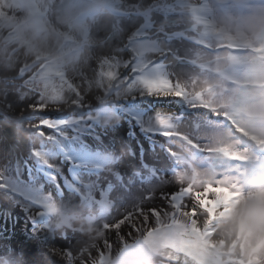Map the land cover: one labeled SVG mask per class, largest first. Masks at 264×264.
<instances>
[{
  "label": "rangeland",
  "instance_id": "374dc122",
  "mask_svg": "<svg viewBox=\"0 0 264 264\" xmlns=\"http://www.w3.org/2000/svg\"><path fill=\"white\" fill-rule=\"evenodd\" d=\"M124 1L128 0H83L72 7L70 2L64 6L63 0H0V167L9 163L15 167L19 163L21 179L27 180L24 161L29 165L33 163L29 150L43 143L45 150L54 153V161L67 173L68 164L60 152V143L68 141L55 133H49L53 135L52 140L39 137L29 127L32 113L28 104L37 98L62 115L91 117L95 130L106 134L102 142L84 135L89 148L99 153L96 161L102 179L109 178L115 170L126 172L127 168L147 163L154 152H159L161 158L156 167L161 169L162 178L171 177L166 175V165L174 169L187 166L188 172L179 176L182 183L188 178L195 180L194 165L209 170L213 163H194L191 159L193 147L201 149L196 156H203V150L221 154L227 142L228 146L232 142L235 144L230 146L233 151L252 153V157L258 159L256 164L264 165V143L257 142L264 141V53L257 47L263 41L264 28L253 34L243 30L246 16L239 14L249 6L247 1L250 0H134L127 5ZM222 6L220 11H227L226 17L216 13V7ZM105 16L130 19L129 28L124 27L125 21L116 24L111 20L110 26L98 25ZM237 18L240 21L236 22ZM114 53L119 56L118 60ZM110 56L117 63L133 62L149 70L153 65H166L170 78L184 86L190 102L181 105L180 100H162L157 106V111L171 113L174 119L173 127L167 129L172 135L155 137V148L138 127L134 129L135 137L128 136L129 124L121 108L132 94L125 77L101 79L97 74L98 64ZM228 64H237L246 71L243 73ZM199 78H204L201 83ZM198 97L221 113L227 112L228 118L200 108ZM76 101L84 107L77 108ZM64 133L69 138L75 135L72 128L65 129ZM222 139L228 141L222 142ZM140 144H143L144 153L140 151ZM246 159L251 162L252 158ZM247 179H241L243 182L237 188L242 192L239 197L233 192L230 199L226 188L227 194L219 201V210H215L212 200L208 206L213 207L207 206L211 198H201L202 204L198 207L211 217L204 228L202 225L196 227L192 218L181 221L176 217L180 214L178 209L187 206L185 201L170 206L172 210L175 207L176 212L165 211L164 219L151 216L154 220L147 226L154 232L147 242L138 243L125 255L120 252L117 258L104 253L105 264H140L148 256L153 257L156 264H206L201 257L215 264H264V222L241 220L236 234L240 240L232 237L231 240L214 238L211 241L212 237L208 236L228 219L223 214L213 217V211L224 213L226 207L230 209L237 203H244L245 191L249 193L248 190L258 188L264 192V173ZM229 184L236 185L235 182ZM219 187L217 182L214 187L207 188L217 192ZM44 188L52 191L46 184ZM187 188L190 189H183ZM72 195L76 196L65 189V197H53L56 210H45L40 220L44 230L39 231L28 212L0 190V264H64L59 257L51 255L52 247H73L88 234L79 228L58 229L56 220L61 215L70 218L81 208L94 210L100 228H105L106 223L118 216L122 218L124 209L119 205L95 207L79 197L83 203H77ZM182 196L188 201L194 194L185 191ZM196 212L194 216L201 214ZM136 219L143 220V217ZM149 228L123 225L116 245L126 246L130 238L141 239ZM168 240L180 241L182 246L171 250L162 248ZM77 249L73 250L75 264L85 260L91 264L99 250L94 247L93 253L92 248L81 255ZM165 252L170 258H164Z\"/></svg>",
  "mask_w": 264,
  "mask_h": 264
},
{
  "label": "snow or ice",
  "instance_id": "6c2138e0",
  "mask_svg": "<svg viewBox=\"0 0 264 264\" xmlns=\"http://www.w3.org/2000/svg\"><path fill=\"white\" fill-rule=\"evenodd\" d=\"M113 55L117 56V60L119 59L117 54ZM120 69H123V72H120ZM96 71L101 79H113L118 75H123L128 81V91L132 95L127 104L122 106L121 111L129 124L128 136L130 138L136 136L134 129L138 127L144 138L155 148L157 146L155 137L172 135L167 129L173 127L174 118L171 113L157 111L159 102L180 100L182 105L190 101L187 100L184 86L179 81L174 82L170 78L166 65H153L149 70L133 62L117 63L110 56L102 64H98ZM197 99L200 108L210 110L216 116L228 118L227 112L221 113L201 98ZM74 103L77 108L84 107L79 101ZM160 107L163 106L160 105ZM28 108L32 113V122L29 127L39 137L52 140L53 135L49 133H55L68 141L67 144L60 143V152L68 164L67 173L54 161V153L45 150L43 143L38 147L30 148L29 158L33 163L29 165L27 160L24 161L28 174L27 180L21 179L19 163L15 167L11 163L0 167V190L11 196L15 203L28 212L39 231L44 230L40 220L45 215V210L47 212L56 210L53 197H65V189L76 194L86 203H100L101 205L110 203L113 206L122 207L124 209L122 218L118 216L104 225L106 231H115L118 237H120L123 225L136 227L137 216L143 217L146 222L149 216L154 217L159 214L160 209L152 206L157 195L156 187H161L164 183L160 169L156 167L160 159L159 152H154L152 159L147 163H140L123 173L115 170L110 175L112 179L110 177L102 179L100 167L96 161L99 153L89 148V145L84 142V135L88 134L94 141L102 142V137L106 134L95 130L91 117L85 119L62 115L59 110H50L49 105L41 98L34 99L28 104ZM67 128H72L75 133L71 138L64 133ZM257 142L264 143V141ZM140 151L145 152L143 144H140ZM221 151L231 158H247L246 154L233 151L231 147L222 148ZM45 184L52 188L51 192L45 191ZM105 184L107 187H104ZM221 184L223 185L224 182L222 181ZM237 188L238 185L228 187V195L231 196L233 192L236 197L242 195ZM109 190L112 191L111 196ZM185 191L190 193L191 189L168 188L159 192V198L161 203L168 202L169 205L175 206V202L183 198L182 193ZM223 194L221 192L222 196ZM140 230L137 228V231ZM153 232L151 228L145 231L146 242ZM104 244L105 248L111 247L107 240ZM181 246L180 241L168 240L164 242L162 248L171 250L179 249ZM74 249L75 246L62 248L53 246L51 255L59 257L64 264H75ZM164 258H170L168 252L164 253ZM82 264H88V261L85 260ZM91 264H105L104 252L98 250L97 258L93 259Z\"/></svg>",
  "mask_w": 264,
  "mask_h": 264
},
{
  "label": "bare ground",
  "instance_id": "6f19581e",
  "mask_svg": "<svg viewBox=\"0 0 264 264\" xmlns=\"http://www.w3.org/2000/svg\"><path fill=\"white\" fill-rule=\"evenodd\" d=\"M1 1H12V0H1ZM64 1V6H66L65 4H70L71 3V6L74 7V3L76 5L80 4L79 1H83V0H77V1H72L70 2L71 0H63ZM128 1H134V0H128ZM128 1H124L125 4L127 5ZM70 2V3H68ZM247 4L250 6H245V11L242 12V13H239L241 15H244L246 17H244V24H243V30L245 29L246 31H248L249 33H254L255 30L257 31H261L262 28H264V0H250L247 1ZM67 5V6H68ZM86 5V4H85ZM217 5V4H216ZM243 5V4H242ZM229 6V5H228ZM233 6V5H232ZM223 8L220 7H216V13H218L219 15H222L224 14L225 17L228 15V12L227 11H220L221 9ZM240 8V7H239ZM215 10V9H214ZM238 10V9H237ZM242 10V9H241ZM236 11V10H235ZM90 14V13H89ZM208 14V13H207ZM230 14V13H229ZM91 16V15H90ZM240 16V15H238ZM231 17V16H230ZM112 16H105L104 17V21L102 22H97L98 25H102V23L106 26H110L112 23L110 22L111 20H114V22L117 24V23H121L122 21H125V24H124V27L125 28H129V23H130V19H125V18H122L120 17L119 19L114 18V19H111ZM234 18V17H232ZM242 18V17H241ZM249 18H250V22H249ZM229 20V19H228ZM227 20V21H228ZM235 20V19H234ZM238 18L236 19V22H238ZM240 21V20H239ZM109 24V25H108ZM205 27V26H204ZM126 30V29H125ZM184 30V29H183ZM240 30L242 31V28H240ZM174 32V31H173ZM257 33V32H256ZM199 37V36H198ZM197 37V38H198ZM202 38V37H201ZM213 38V37H211ZM219 38V37H218ZM199 39V38H198ZM210 39V38H209ZM216 39V38H215ZM203 40V39H202ZM207 40V39H206ZM211 40V39H210ZM167 41V40H166ZM165 41V42H166ZM208 41V40H207ZM213 41V40H212ZM220 41V40H219ZM259 41V40H258ZM262 41V40H261ZM215 42V41H213ZM221 42V41H220ZM219 43V42H218ZM192 44V43H191ZM214 44V43H213ZM182 46L181 47H185L187 48V46L185 44H181ZM180 46V45H179ZM191 46V45H190ZM181 47L180 49L178 50H181ZM192 47V46H191ZM199 47V46H198ZM231 47V46H230ZM233 47V46H232ZM258 49L261 50L262 54L264 53V37H263V41L260 42L258 44ZM183 49V48H182ZM198 49V48H197ZM257 49V50H258ZM237 50V49H236ZM204 52V51H202ZM227 52V51H226ZM196 53V52H195ZM260 53V52H259ZM206 54V53H205ZM204 54V55H205ZM238 55V54H237ZM240 56V55H239ZM203 57V55H202ZM197 58V57H196ZM231 68H237L239 70L240 69V66H236L237 64H234V65H231V64H228ZM227 65V66H228ZM216 66V65H215ZM230 71V70H229ZM243 73L244 71H246V69L243 71L241 70ZM258 71V70H257ZM261 71V70H260ZM234 72V71H233ZM255 72V71H254ZM240 73V72H239ZM253 73V72H252ZM238 74V73H237ZM236 74V75H237ZM228 75V74H227ZM230 75V74H229ZM239 75V74H238ZM256 75V74H255ZM261 75V74H260ZM240 76V75H239ZM247 76V75H246ZM245 76V77H246ZM264 76V75H263ZM241 77V76H240ZM260 77V76H259ZM258 77V78H259ZM247 78V77H246ZM252 78V76H251ZM255 78V76H254ZM253 78V79H254ZM204 78H199L198 82L201 83V80H203ZM240 79V78H239ZM248 79V78H247ZM207 80V79H206ZM257 80V79H256ZM259 80V79H258ZM228 96V95H227ZM222 97V96H221ZM224 98V97H223ZM233 98V97H232ZM233 100V99H232ZM264 101V100H262ZM234 102V101H233ZM237 104V103H236ZM262 105V104H261ZM258 108V107H257ZM263 108V107H262ZM264 112V110L262 111ZM233 116V115H232ZM237 119V118H236ZM244 120V119H243ZM242 120V121H243ZM257 120V119H256ZM260 120V119H259ZM263 121V120H262ZM252 122V121H251ZM254 122V120H253ZM240 123V122H239ZM250 124V122H249ZM257 129V128H255ZM261 129V128H260ZM259 130V129H258ZM257 131V130H256ZM230 133V132H229ZM224 137V136H223ZM227 137V136H226ZM254 138V137H253ZM258 139V137H257ZM222 142H226L228 141V139H222L221 140ZM260 141H262L260 139ZM255 142V141H254ZM228 143V142H227ZM226 144H224L226 147H230V146H233L235 145L233 142L229 144V146ZM260 145V144H259ZM215 147V146H214ZM217 147V146H216ZM259 147V146H258ZM194 148V151L196 152H192L191 153V159H193V162H197V163H200V164H205L207 165L206 163H209V162H212L213 163V166L209 168V170H203L201 165L198 167V166H195L194 165V168L193 170L195 171V176L197 179L195 180H192L191 178H188L185 179L184 183H182L183 181H181L182 179L179 177L183 172H188L186 170V167L182 168V169H174L172 168L170 165H166L168 167L167 171L168 173L166 175H170L171 177H167L165 176L163 178V185L160 187V186H157L156 187V198L154 199L153 201V204L152 206L153 207H158L160 209L159 211V214L157 216H160L161 218L164 219L165 217V211H171V213L173 212H176L175 211V207L174 209L172 210V208H170L171 205L168 204V202H165V203H161L160 201V198H159V192L161 190H166L168 188H175V187H179L181 189H183L184 187H189L191 189V192H193L194 196L190 199L185 200V199H178L176 202H175V205L177 206V204H182L184 201L187 203V206L185 207H180V209H178V212L180 213L179 215H177L176 217L180 218L179 220L181 221H184L185 218L186 220H188L189 218H192L194 220V224L196 225V227H200L202 225V227L204 228L208 219H210L211 217H207V212L206 214L203 213L201 211V209L198 207L200 204H202V199H203V196L206 198H211L210 201L207 203V206L208 204L211 202L212 200V205L216 206L215 210H219L220 206H219V201L222 199V195H221V192H223L224 194L227 192L226 191V188L228 187H231L229 182H235V184L237 185L238 184V187L240 186L239 184L241 183V179H247L249 177H253L256 175H258L259 173H264V165H260V164H256V161L258 159H255L253 158L252 156V153H249L247 154L246 156L249 158L251 157V162H248L246 161L247 159H236V158H231L229 156H227L226 154H218L216 152H211V151H208V150H203V156H196V154H198L201 149H197L199 147H193ZM221 148V147H220ZM253 150V149H252ZM139 154V153H138ZM259 154V153H258ZM256 155V154H255ZM139 157V156H138ZM256 157V156H255ZM161 158V157H160ZM258 158V157H257ZM137 159V158H136ZM139 160V159H138ZM168 160V158H167ZM131 161V160H130ZM262 161V159H261ZM260 161V162H261ZM138 162V161H137ZM147 162V161H146ZM161 162V161H160ZM163 162V161H162ZM258 163V162H257ZM256 164V165H255ZM193 165V164H192ZM197 165V164H196ZM199 165V164H198ZM116 168V167H115ZM111 170V169H110ZM161 170V169H160ZM189 170V169H188ZM211 170V171H210ZM107 171V170H106ZM126 171H128V168L126 169ZM123 172V171H122ZM108 175V174H106ZM190 175V173L188 174ZM187 175V176H188ZM183 176V175H182ZM191 176V175H190ZM193 176V174H192ZM261 176V175H260ZM163 177V176H162ZM189 177V176H188ZM263 177V175H262ZM151 179V178H149ZM260 179V178H259ZM199 180V181H198ZM248 180V179H247ZM264 180V179H263ZM262 180V181H263ZM218 182L219 183V187L217 192L216 191H213L211 188H207L208 186L210 187H213L215 183ZM224 182V184L222 185L221 182ZM202 184V188H199L200 186V183ZM243 182V181H242ZM258 184V183H257ZM246 185V184H245ZM47 187V186H46ZM104 187H107V184L104 185ZM245 187V186H244ZM264 187V186H263ZM241 188V187H240ZM188 189V188H187ZM263 189V188H262ZM241 191V190H240ZM239 191V192H240ZM249 193H247L245 191L244 195H247L246 198H245V201L244 203H237L236 206H238L237 208H232L230 207H226V211L224 213H219L217 211H213L212 212V215L213 217H216L217 215L219 214H223V216H225L227 219L226 221H223L224 222V225H221L219 227V229L215 232V233H211L209 232L208 236L211 238V241L214 240V238L217 240V239H227V240H231V238L233 237V239H241V237L238 235H236L238 233V228H240V223H241V220H244V218H248L250 219V221L252 220H255V222H257L256 219H258V223H262L264 222V192L263 190H259L258 188H256L255 190H248ZM242 193V192H241ZM223 194V195H224ZM227 194V193H226ZM109 195L111 196L112 195V191L109 190ZM243 195V196H244ZM232 196V195H231ZM234 196V195H233ZM232 196V197H233ZM230 197V196H229ZM256 197V198H255ZM72 198L74 200H77V203H83L78 197H76L75 195H72ZM184 198V196H183ZM202 198V199H201ZM55 199V198H54ZM231 199V197H230ZM243 199V198H242ZM60 202V201H59ZM95 207L97 206H110L111 204H104V205H101L100 203H93ZM81 206V205H79ZM93 206V205H92ZM78 207V206H77ZM85 207V206H84ZM209 208H212L213 206H208ZM102 208V207H101ZM100 208V210H101ZM72 209V208H71ZM193 209L198 211V212H201V214H198L197 216H194L193 215ZM74 210V209H73ZM102 211V210H101ZM191 211V213H187ZM211 211V209H210ZM196 212V213H198ZM62 214V213H61ZM98 214V213H97ZM73 215V214H72ZM96 215V214H95ZM63 216V215H61ZM202 218H201V217ZM219 217V216H218ZM217 217V219H218ZM158 218V217H157ZM220 218V217H219ZM152 220H154L153 217H149L148 220L145 222L144 219L143 220H139V219H136V227H151V226H147L148 224L152 223ZM212 220V219H211ZM163 221V220H162ZM249 221V220H248ZM170 222V221H169ZM190 225V223H189ZM201 228V227H200ZM212 228V227H211ZM101 232L102 234L97 236L95 234H92V235H87L85 236V238H82V240L78 243V244H75V248L77 249L78 253L81 254L82 252H84L85 250H90L93 248L92 250V253L93 251L95 250V248H99V250L103 251L105 254L106 253H109L110 255L109 256H113L112 258H114V256H118L120 252H124L123 254L125 255L126 253H128V251L133 248L134 246H136L138 243H142L144 242V240H146V237H145V233H143V235L141 236V239L139 238L138 240L135 239V240H132L131 238L127 241L128 243L126 244V246H119V245H116V242L115 240H117V234L112 232V231H106L105 228L101 227ZM128 229V228H127ZM199 230V229H198ZM121 233V231H120ZM128 234V233H127ZM129 236V235H128ZM78 237V236H77ZM149 239V238H147ZM232 239V240H233ZM105 240H107V242L111 245L110 248H105ZM74 247V246H73ZM124 248V249H123ZM186 248V247H184ZM188 249V248H187ZM88 253H91V252H88ZM85 254H87V251L85 252ZM82 255V254H81ZM227 255V254H226ZM83 257H86L85 255H83ZM122 257V256H121ZM120 257V258H121ZM201 257V256H200ZM117 258V257H116ZM202 260H204L206 262V264H215L216 262L211 260V259H207V258H204V257H201ZM221 259V258H220ZM4 261V260H3ZM6 262V261H5ZM4 262V263H5ZM219 262H222V260H219ZM159 263V262H158ZM161 263V262H160ZM154 264H156V261H154Z\"/></svg>",
  "mask_w": 264,
  "mask_h": 264
},
{
  "label": "clouds",
  "instance_id": "9594fccd",
  "mask_svg": "<svg viewBox=\"0 0 264 264\" xmlns=\"http://www.w3.org/2000/svg\"><path fill=\"white\" fill-rule=\"evenodd\" d=\"M56 227L58 229H82L85 234L97 236L101 235V229L98 226L97 218L94 210L81 208L73 217H58L56 220ZM140 264H154V259L151 256L146 257Z\"/></svg>",
  "mask_w": 264,
  "mask_h": 264
}]
</instances>
